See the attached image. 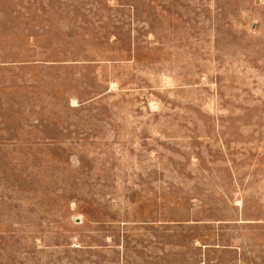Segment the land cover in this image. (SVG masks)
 Returning a JSON list of instances; mask_svg holds the SVG:
<instances>
[{"label":"rangeland","instance_id":"obj_1","mask_svg":"<svg viewBox=\"0 0 264 264\" xmlns=\"http://www.w3.org/2000/svg\"><path fill=\"white\" fill-rule=\"evenodd\" d=\"M264 256V0H0V264Z\"/></svg>","mask_w":264,"mask_h":264},{"label":"crops","instance_id":"obj_2","mask_svg":"<svg viewBox=\"0 0 264 264\" xmlns=\"http://www.w3.org/2000/svg\"><path fill=\"white\" fill-rule=\"evenodd\" d=\"M237 250L236 252L238 253V258H237V264H248L246 263L247 255L249 253V249L247 247V241L246 240H241L238 241L237 246L235 247ZM260 261L258 264H264V256L262 258H259ZM256 264V263H253Z\"/></svg>","mask_w":264,"mask_h":264}]
</instances>
